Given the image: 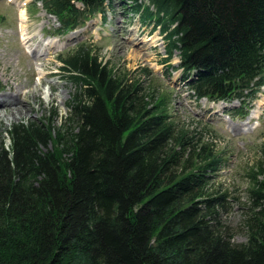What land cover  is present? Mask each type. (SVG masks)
I'll use <instances>...</instances> for the list:
<instances>
[{"label": "trees", "instance_id": "1", "mask_svg": "<svg viewBox=\"0 0 264 264\" xmlns=\"http://www.w3.org/2000/svg\"><path fill=\"white\" fill-rule=\"evenodd\" d=\"M116 1L158 26L166 61L179 52L195 101L247 109L256 101L264 0L37 4L63 34ZM59 60L74 87L67 116L14 124L9 144H0V264H264V207L246 220L247 242L235 243L223 221L227 195L209 191L224 164L212 148L178 131L164 102L90 48ZM259 169L263 180L251 192L264 203V158Z\"/></svg>", "mask_w": 264, "mask_h": 264}, {"label": "rangeland", "instance_id": "2", "mask_svg": "<svg viewBox=\"0 0 264 264\" xmlns=\"http://www.w3.org/2000/svg\"><path fill=\"white\" fill-rule=\"evenodd\" d=\"M37 1L0 0V105H10L11 97L21 103L18 110L0 108V144H9L6 131L14 124L39 121L52 112L67 116L74 87L66 80L59 58L86 46L115 72L164 102L160 106L178 131L188 133L195 144L208 145L224 160L222 170L212 177L209 191L227 195L223 221L235 243H246V220L264 207L251 192L257 187L255 180H263L259 166L264 158V89L248 109L239 103L197 102L183 82L179 52L171 62L166 61L165 35L153 21L131 12L130 2L116 1L105 16L90 19L81 29L59 34L57 19ZM26 26L31 42L23 46L22 30ZM51 41L56 46L49 45ZM49 72L56 77L46 78Z\"/></svg>", "mask_w": 264, "mask_h": 264}, {"label": "bare ground", "instance_id": "3", "mask_svg": "<svg viewBox=\"0 0 264 264\" xmlns=\"http://www.w3.org/2000/svg\"><path fill=\"white\" fill-rule=\"evenodd\" d=\"M25 17H26V14H25ZM26 25H27V22H26ZM26 31H28V26H26V28H23V30H22V40L24 41V44H23V46H26V44H29L30 42H31V39L29 38V34L28 33H25ZM54 43H56L55 41H51L50 43H49V45L51 44V45H53V46H56V44H54ZM29 51L30 52H32V54L31 55H33L34 54V52L33 51H31L30 49H29ZM29 52V53H30ZM48 76V77H47ZM45 77L46 78H54V77H56V74L55 73H46L45 74ZM40 88L43 86V82H40V84L38 85ZM50 91H51V89H50ZM52 92V91H51ZM34 94V93H33ZM10 100V105H8V106H6L7 105V103H5V104H3V105H0V108L1 107H4V106H6V107H4V111H11V110H13V109H15V108H17V110H18V107L21 105V103H20V101L19 100H16L15 98H10L9 99ZM253 117H251L250 118V120L252 119ZM248 123V125H249V123L250 122H247ZM247 125V124H246Z\"/></svg>", "mask_w": 264, "mask_h": 264}]
</instances>
